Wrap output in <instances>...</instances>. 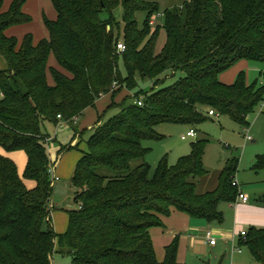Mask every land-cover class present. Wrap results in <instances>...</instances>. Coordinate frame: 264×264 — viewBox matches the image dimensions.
Segmentation results:
<instances>
[{
  "label": "trees",
  "instance_id": "16d2710c",
  "mask_svg": "<svg viewBox=\"0 0 264 264\" xmlns=\"http://www.w3.org/2000/svg\"><path fill=\"white\" fill-rule=\"evenodd\" d=\"M51 1L57 19L44 18L49 38L35 44L31 34L22 43L7 35L11 27L31 22L24 12L27 0H14L8 11L0 0V146L25 152L24 177L37 182L29 190L16 163L0 156V264H53L55 252L70 256L71 264H180L179 239L160 263L151 230L163 227L162 218L173 210L222 224L221 204L238 201L240 188L233 180L240 160L227 162L214 191L198 194L196 182L208 174V140L193 143L192 153L175 167L164 160L154 174L144 161L143 142L162 139V125L195 130L211 111L249 126L264 103V85L249 84L245 72L232 85L220 77L242 61L264 64V0H181L162 13L167 41L160 53L159 30L152 33L153 19L161 13L158 2ZM119 8L121 22L115 16ZM139 12L148 14L143 27ZM120 42L127 46L122 55L117 54ZM52 57L57 67L50 65ZM168 72L183 76L160 88ZM138 76L153 82L150 92L137 90ZM115 82L119 87L112 91ZM125 89L136 92L119 114L99 119L87 150L81 151L71 181L78 208L68 212V230L59 235L52 220V162L43 127L63 121L78 126L101 95H111L114 102ZM78 134L81 139L78 132L75 139ZM255 169L264 171L263 156ZM256 204L264 208V194ZM246 233L240 246L264 264V228Z\"/></svg>",
  "mask_w": 264,
  "mask_h": 264
},
{
  "label": "rangeland",
  "instance_id": "374dc122",
  "mask_svg": "<svg viewBox=\"0 0 264 264\" xmlns=\"http://www.w3.org/2000/svg\"><path fill=\"white\" fill-rule=\"evenodd\" d=\"M4 3V9L8 11L14 0H1ZM158 2L161 6V13L153 19L156 23L152 27V33L157 29L158 40L156 52L160 53L167 41V33L164 27V17L162 13L168 8L181 3V0H150ZM24 12L31 18V22L25 25L13 26L8 31V36L16 38L19 43H22L25 36L31 34L36 40H44L49 38V32L45 24V17L49 20L57 19V12L51 0H27L24 7ZM123 9L119 8L116 13L117 21L123 19ZM148 14L139 12L137 20L140 27H143L147 21ZM124 28V26H121ZM160 27V29H159ZM249 67L243 72L247 74L250 84L264 83V64L257 62L245 61ZM4 65V64H3ZM51 66H56L57 62L54 57L51 58ZM235 67V66H234ZM120 70L125 75V70L120 64ZM231 70V69H230ZM50 83L54 85V80L51 74ZM183 76L182 73L168 72L162 76L164 84L160 88H165L173 85ZM138 80V91L143 90L150 92L153 88V82L142 80L140 76ZM136 91L123 90L113 102L112 96L109 98V106L101 111L100 104L108 100V97H102L96 106L88 109L85 113L83 122L80 125L74 126L65 121L61 122L57 127L47 124L43 127V131L49 136L47 149L52 160V166L56 165L57 158L61 156L60 165L57 167V175L60 181L54 182V170L51 171L50 181L54 182L52 191V203L56 206L55 213L52 215V220L56 233L62 235L67 232L69 224V211L76 210L78 207L74 202L75 190L71 189V181L74 175L75 168L71 163L72 159L81 155V151L87 150V142L92 136L91 128L100 120L108 121L116 116L121 111V104L127 98H132ZM108 96V95H107ZM131 101V99H130ZM263 106H259L255 113L251 116L250 126H242L232 117L223 115L219 117H209L206 121L196 127L198 136L196 138H188L187 134L191 131V127L187 125L167 124L158 128L159 133L163 136L160 140L146 139L143 142V147L148 154L145 162L152 167L154 174L155 169L164 160L167 161L170 167H175L180 160L192 153V144L202 140H208L206 147L204 164L208 171L207 176L201 178L197 184V193L203 194L205 190H212L218 184L219 177L225 169L227 162L231 159L238 158L240 160L239 171L236 175L237 181L242 185L243 191L250 195L251 201L256 200L264 194V171H256L255 165L257 158L264 157V113ZM76 132L82 133L81 148L69 149L70 144L75 139ZM252 137L254 142L248 141L247 137ZM0 156L14 161L19 169L20 176L24 180L29 190L37 187V182L30 179H25L24 175L28 166V155L25 152H7L0 146ZM142 161L134 162L132 165L136 167ZM207 188V189H206ZM228 203L221 204V211L224 213L228 209ZM250 229V227H249ZM246 228V230H249ZM65 231V232H64ZM238 248V247H237ZM237 259L235 264H259L253 259L248 249L243 251L242 256ZM246 259H248L246 261ZM209 261V260H208ZM72 259L68 255H60L55 252L53 264H71ZM195 264H199L195 261ZM218 264V261L211 262Z\"/></svg>",
  "mask_w": 264,
  "mask_h": 264
},
{
  "label": "crops",
  "instance_id": "0c3cea01",
  "mask_svg": "<svg viewBox=\"0 0 264 264\" xmlns=\"http://www.w3.org/2000/svg\"><path fill=\"white\" fill-rule=\"evenodd\" d=\"M152 23H153L152 25L155 26L156 23L154 21ZM34 41L35 44H38L42 40H36L34 38ZM53 67H57V65ZM248 67L249 65L245 61L238 63L231 70L221 75L220 77L221 82L226 85L234 84L238 75ZM248 82H249V78H248ZM261 85H264V83L262 82ZM110 96L111 95L108 96L104 95V98L108 97V100L100 104L101 111L105 110L109 106L108 103ZM261 106H263L262 109L264 113V103ZM85 118L87 117L84 115V117L81 120H79L78 125H80V121L83 122L84 120H86ZM250 119L251 117L249 118V123H250ZM97 124L93 126L91 130L94 127H96ZM188 138L191 139L192 137H188ZM251 141L254 142V140ZM80 144H81V139L78 134L77 138L73 140V142L70 144L69 149H73L77 145L79 148H81ZM81 157L82 154L76 157L75 159H72L71 163L73 164V167L75 169ZM57 160L58 161L56 165L52 166L53 168H55L56 175H57V167L58 165H60V161L62 160L61 156H59ZM73 171L75 172V170ZM198 181L196 182V184H198ZM217 186L215 188H212V190H205L204 193L214 191L217 188ZM71 189L73 190L72 185H71ZM240 190L242 193H244L246 196L249 197V202L243 203L238 198V201L236 203L227 204L229 205V207L226 210V212H224L225 221L222 224L209 223L204 219L192 218L189 215L181 213L176 210H173L171 216L163 217L162 220L164 226L161 228H153L151 230V236L154 242L158 261L160 263L164 262L166 257V248L170 246L176 238H178L179 239L178 262L180 264H195L196 263L195 261H199L197 262L199 264L204 262L212 264L211 262L214 261H218L219 262L218 264H235L237 259L241 258L238 256H242L243 251L247 249L245 247L240 246L241 233L247 232L246 228L249 229V227L264 228V208L258 206L256 204V200H254V203L253 201H251L250 195L246 194L243 191L242 185H240ZM53 206H54V211L52 215L55 213L56 210V206L55 205ZM208 231H212L214 238H216L217 240V244L215 246H212L206 238V234ZM237 247L241 249V252L234 251V248ZM247 260L248 259H246V261Z\"/></svg>",
  "mask_w": 264,
  "mask_h": 264
},
{
  "label": "built area",
  "instance_id": "2783aa9c",
  "mask_svg": "<svg viewBox=\"0 0 264 264\" xmlns=\"http://www.w3.org/2000/svg\"><path fill=\"white\" fill-rule=\"evenodd\" d=\"M152 24H153V23H152ZM126 51H127V46H126L123 42L118 43V45H117V54H118V55H122V54H124ZM118 87H119V86H118V83L115 82V83L113 84L112 91H115L116 89H118ZM101 96L104 97V95H101ZM137 104H138L139 106H143V102H142L141 100H140V101H137ZM209 114H210V116H212V117H219V115L215 114L213 111H211ZM58 118H59L60 120H62V117H61V116H59ZM187 136H188V137H192V138H196V137H197V132H196L195 130H191V131L188 133ZM247 139H248L249 141L253 140L252 137H250V136L247 137ZM48 141H50V140H48ZM52 168H53V167H52ZM52 170H54L53 172H54V174H55L54 182H58V181H60V180H61L60 177H58V176L56 175V173H55V168H53ZM52 170H51V171H52ZM54 182H53V185H54ZM233 186H234V187H238V188H240V184H239V182L237 181L236 178L233 180ZM238 198H239V200H240L241 202H243V203H248V202H249V197L246 196L244 193H242L241 190H240V193H239ZM246 234H247L246 232H242L241 235H240L241 238L245 239ZM206 238H207V240L209 241V243H210L212 246H215V245L217 244V240H216V238H214V235H213L212 231H208V232H207V234H206ZM234 251L241 252V249H240V248H234Z\"/></svg>",
  "mask_w": 264,
  "mask_h": 264
}]
</instances>
